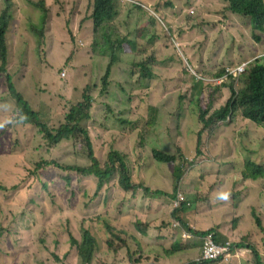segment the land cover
I'll list each match as a JSON object with an SVG mask.
<instances>
[{"label": "trees", "instance_id": "16d2710c", "mask_svg": "<svg viewBox=\"0 0 264 264\" xmlns=\"http://www.w3.org/2000/svg\"><path fill=\"white\" fill-rule=\"evenodd\" d=\"M192 0H183L185 5H190ZM236 0H224L227 4V10L235 12L234 4ZM257 3L258 0H248ZM260 7L264 10V0ZM49 5L39 7L38 15L41 20L39 27L31 25L34 36L39 40L38 49L42 54H46L49 48V38L46 36L47 29L56 19V14L51 15ZM90 19L93 21V35L87 47H89L88 63L78 64L73 72H69L67 61L62 64H53L48 59V66L42 71L33 70L27 73L19 82L20 87L14 84V77L5 73L7 49L6 39L12 22V14L7 8L0 11V76L3 77V83L14 101L13 115L11 116L12 125L5 128L8 137L12 135V129L17 130V138L12 145L6 143L1 155H10L18 142L20 134L31 132L32 138L39 139L34 151L32 167L23 169V175L19 180H13L14 183L3 185L0 182V264H4L3 252L9 249H15L16 244L26 245V233L16 240L15 232L11 235L10 227L15 223V216L11 208L22 202L20 195L32 187L36 191H43L42 197L50 207L57 205L58 195L50 187L51 179H58L64 184L74 179L76 183L89 181L91 187L86 188L81 184L77 185L78 192L83 197V203L78 209L83 208L86 213L87 224L79 231L82 235V241L78 245L70 235L66 234V227L58 224L46 217L44 211L37 215L31 213V217L38 222L31 227L32 233L40 234L38 243H33L26 251L24 264H49V258L58 256V239L69 240L72 246L78 249V257L82 264H91L95 261L97 264H145L151 260V257L145 253L140 258H122L112 260L109 256H98L100 253L99 245L104 241L107 229L111 224V213L119 211L125 206L131 205L137 200L138 189L147 198L153 195H167L159 191H154L155 187H161L168 181L164 178V172L171 168L173 183H177L183 171V163L174 154L161 150L164 142H159L157 138L152 142L150 150H146L149 145V139L142 136L141 131H146V127H139L146 115L135 111L132 107L139 106L143 111H154L159 116L155 123L162 128L151 129L152 134L162 133L166 138L171 132L169 125L171 118L162 114V105L166 102L161 94H149L148 88L155 86V79H162L164 86H169V79L161 76L158 72L155 62L148 60L138 61L129 59L125 56L122 45L126 42V18L122 10L118 7L117 0H93L89 8ZM51 15V16H50ZM185 17L179 18V21L186 22ZM121 18V19H120ZM175 16L171 13L165 16H157L154 20L156 28H168L174 21ZM70 26V22L64 19V27ZM252 29L264 34V23H251ZM68 30L70 42L75 40L71 29ZM178 31H182L177 27ZM169 37V32H164ZM100 40V43H99ZM173 43L172 39L170 38ZM63 42V41H62ZM264 50V48H263ZM69 56L75 59L76 53L71 49ZM104 65V66H103ZM65 76L61 77V73ZM251 76L252 99H258L264 111V67H255L249 69ZM80 76L79 85L73 81L72 77ZM248 78H250L248 76ZM27 90L33 98V105H30L22 96L21 91ZM4 91V90H3ZM2 91V92H3ZM2 103H0V107ZM39 107V109H38ZM234 111L233 113H236ZM3 110L0 108V115ZM239 116L248 119L257 125L263 122V118L258 114L248 110H240ZM48 115L45 120L42 116ZM111 115H117L128 123L136 137V147L139 149L138 161L129 170L125 163V157L118 151L109 150L106 142V124ZM52 119H55L52 120ZM201 122H205L201 119ZM189 128L182 126L175 128L174 134L183 139L188 138ZM102 155L106 156V161H97L93 154V144ZM200 144V132L198 133L197 146ZM25 145V144H24ZM22 146V145H21ZM133 146V150H134ZM196 152L199 153L197 147ZM13 155V154H12ZM24 165H22L23 168ZM250 170L255 173V189L257 196H263L264 200V167L263 164L257 166L251 165ZM2 171V172H1ZM5 175V167L0 168V177ZM146 175L150 185L144 180ZM111 178H116L119 185L108 186L106 191H101L103 185ZM2 178L0 179V181ZM17 188L12 196L10 193ZM198 196L180 207L175 212L193 211L197 216L202 215V208L205 202L215 199L214 194H206L202 186H197ZM19 195V197H18ZM17 196V197H16ZM39 194L31 196L27 203L38 206L37 198ZM13 200L9 205L8 202ZM81 200V199H80ZM16 208H20L17 206ZM25 228H30L28 218L22 219ZM255 229L261 230L262 221L260 218L254 219ZM196 230L192 231L199 244L204 235L211 231L216 233L217 228L212 225H198ZM96 237L90 232L93 229ZM235 230V229H234ZM233 231V229H232ZM43 234V236H42ZM50 241H47V238ZM215 240L224 244L230 240L228 237L218 238L215 234ZM250 246L254 258L259 261L258 253ZM194 249V247H192ZM200 252V251H199ZM199 255V253L197 254ZM195 258V256H194ZM196 258H198L196 256ZM197 260V259H196ZM15 264V262H12ZM152 264H159L153 259ZM167 264V263H161ZM187 264H198L195 259H191ZM201 264H207L203 262Z\"/></svg>", "mask_w": 264, "mask_h": 264}, {"label": "rangeland", "instance_id": "374dc122", "mask_svg": "<svg viewBox=\"0 0 264 264\" xmlns=\"http://www.w3.org/2000/svg\"><path fill=\"white\" fill-rule=\"evenodd\" d=\"M29 2L30 0H0V11L5 8H10L13 16L7 34L9 52L5 73L14 77V84L16 87H20L19 82L27 73H31L33 70L40 72L45 69L49 65L47 59L56 65L62 64L66 60L69 72H73L77 65L71 66V61L73 60L72 57L69 56L71 49L76 53L74 59L75 63L82 64L89 62L88 57H83V55H89V47H87L89 43V34L87 32L89 27H84L82 23L89 14L90 0H49L51 3V15L56 14L58 18L52 22V25H50V28L46 31V36L49 38V48L46 54H42L38 49L37 44H40V42L31 30V25L39 27L41 25V20L37 8L31 6ZM141 2L145 5L148 3L147 0H141ZM153 8L158 12V16H165L168 13L175 16L174 21L168 28H156L155 19H152L146 13L129 5L120 7V10H122L127 20L125 25L126 40H134L136 45L134 51H131L130 45H128L126 41L123 43V51L125 56L129 59L136 60V62L145 60L155 62L161 76L169 79L168 87L164 86L162 79H155L154 83L156 85L147 90L149 94H161L166 100L162 105V114L171 118L169 125L172 127V132L166 138L162 136V133L152 134L150 131L151 129L156 130L157 128H162L161 125L155 123L159 115L154 113V111L145 112L139 106H136V108L138 110L137 112L146 115L143 123L139 127H146L149 125L146 131H141L142 136L149 139V145L146 146V150H150L152 142L157 138L159 142L163 141L164 145L168 144L170 151L175 153L181 160L184 155L175 144L179 143L184 150L192 151V147H188L187 145V140L200 128L199 113L201 111H212L214 108H217L224 102V98H226L228 94H224L219 87L206 88L204 91L205 95L198 101L196 97L200 86L197 85L195 80L185 71L174 44H183L187 53L195 59V63L198 65L200 61L199 56L202 50H205L207 52V59L206 61H200V64L205 63L206 66H199L203 68L204 74L212 77L221 72L225 66L232 65L236 60L240 61L243 57L242 48L248 47L251 40L248 37V26L244 23L239 24V28L236 30L223 32L218 25L223 24V21L207 24L201 21V17L210 18L213 14H222L221 0H192L190 5H185L183 0H153ZM190 11L193 13H189ZM187 14L189 17L186 18V22L182 24L179 18L185 17ZM64 19L70 22L68 28L64 27ZM79 20H81L80 23ZM71 26L73 27L75 37L72 43L70 42L67 30H72ZM177 27L182 31H178ZM166 30L169 32V37L164 35ZM236 69L235 66L231 68L230 75L227 76L225 80L229 81L231 84L235 82L234 87L238 89L245 83V77L242 76L239 80L238 78L236 79ZM72 79L79 85L80 76L72 77ZM3 80L1 75L0 103L6 104V113L10 115V124L2 125L5 129L13 124L11 116L13 115L12 110L14 101L7 90L6 84L3 83ZM21 93L24 99L27 100L30 105H33L34 96H31L27 90L21 91ZM42 118L47 120L48 115L42 116ZM109 119L113 121V125H119V120L116 118V115H111ZM52 120L55 121V119ZM182 126H187L190 130L187 139L179 138L174 134L175 128H180ZM260 129L263 130V133L254 132L256 131L255 127L244 121L238 113H235L232 120L229 122L220 125H210L207 140L227 143L229 146H233L238 154H247V152H250L254 157L258 158L256 162L259 165L263 164L264 167V128ZM11 132L12 135L10 137H8L7 133L0 134V153L3 151V147L6 143L12 145L15 143L17 130L12 129ZM251 132L254 133L252 134ZM32 137L31 132L23 131L18 138L17 144L13 146H18L12 151L13 155L0 156V168L3 166L5 167V175L0 177V179L2 178L0 181L1 184L7 186L14 183L13 180H19L21 175H23V169L32 167L34 158L36 157L34 148L39 142V139ZM135 141L136 138L134 140L135 147L133 156L129 162L130 166L138 161L139 149L136 147ZM191 142L195 144V138H192ZM157 150L161 149L158 148ZM190 155L193 156L194 153L191 152ZM249 159L254 161L252 158ZM22 165H24L23 168ZM144 180L148 184L146 175L144 176ZM80 184L86 188L91 187L89 181L78 184L72 179L62 184L60 180L52 178L50 187L53 189V192L58 195L57 205L54 208L50 207L42 198L44 197V192L36 191L33 187L24 192L27 193L28 196L25 199L26 202L17 205L20 208H16L17 206L11 208V212L15 215L7 219L10 220L15 218V223L7 226L12 228L11 235L15 231L22 229L24 233H26L25 238H23V240L27 242L26 245H15V257L19 261V264H24L27 249L33 243L37 244L40 237V234H36L35 236L32 233L31 227L33 224H37L39 228L41 227L38 222L31 217L30 212L40 215V212L44 211L48 219L58 224H63L66 227V234L74 235L79 238V231L82 228V218L85 213L83 208L78 209L83 203V197L76 187ZM14 190V192L10 193L9 198L17 192V188ZM181 191L185 197L189 198L188 194L190 191ZM36 194L41 196L37 198L38 206L29 205L27 203L28 199ZM194 196L198 195L196 193L190 195L191 200ZM167 213V211H164L158 214L156 219L157 224H165L168 220ZM238 215L240 216L239 220H232L228 217V213L224 212L220 215L219 220L222 223L224 222L227 226L232 225L235 227L234 235L231 237L233 241L245 245H252L254 246V250L257 249L264 254V215L260 216L262 221L261 229L263 231L254 229L256 226L249 208L240 211ZM110 216L111 224L106 231L104 241L99 245L100 253H98V256H109L112 260H120L121 258L120 255H117V250H119L121 246L117 242L121 239V235H119V231L116 229V227H120L119 221L116 218V211H113ZM24 218H28L31 222L29 224L30 228H25L26 226L22 220ZM203 221L209 225V220ZM111 225L116 227L112 228ZM166 225L167 224H165V226ZM198 227L196 228L198 229ZM200 228L202 229L203 227ZM23 234L17 237L16 240L20 239ZM50 240L51 239L48 237L47 241ZM177 242H179V239L173 241V239L169 240L167 237L158 236L152 247L158 250L163 255V259L169 264H183L191 259H197V247L191 244L181 249V254L167 257L165 251L169 247L172 248L174 244L177 245ZM57 245L55 251H58V255L62 259L57 261L55 258H49V264H81L76 256L75 248L69 246L67 240L58 239ZM124 246H127L126 243H124ZM192 247H194V249H192ZM124 258H127L126 255H124ZM249 258L253 260V253L249 254ZM241 259L244 260L245 258L242 257ZM160 260L159 258V261ZM6 261L8 262L9 260L7 259ZM92 264L97 263L92 261ZM262 264H264V262Z\"/></svg>", "mask_w": 264, "mask_h": 264}, {"label": "clouds", "instance_id": "9594fccd", "mask_svg": "<svg viewBox=\"0 0 264 264\" xmlns=\"http://www.w3.org/2000/svg\"><path fill=\"white\" fill-rule=\"evenodd\" d=\"M221 1L222 14H213L210 18L201 17V21L205 24L223 21V24H218L223 32L236 30L239 28V24L244 23L248 26V37L251 40V43L248 47L242 48L243 57L240 61L236 60L232 65L225 66L221 72L212 77L204 74L203 68L200 67L206 66L205 63L200 64V61H206L207 59V52L205 50H202L199 56V66L195 63V59L187 53L183 44H174L185 71L195 80L197 85L200 86L196 97L198 101L205 95V89L211 87H219L222 92L228 94V96L224 98V102L220 106L214 108L212 111L210 110L211 112L201 111L199 113L198 118L200 121V128L190 139L187 140V145L188 147H192V151L184 150L179 143L175 144L184 155L181 160L175 153L170 151L168 144H165L162 148L159 147L163 151L174 154L179 160V163H183V171L177 183L172 182L174 179L172 177V170L169 168L164 172V178L168 181L167 184L154 188V191L166 193L167 195H153L150 199L142 193L141 189H138L139 193H137V200L128 207L125 206L116 212V218L119 221L120 227L117 228L113 225H111V227H116L117 231H119V235H121V239L117 242L121 246V248L117 250V255H120L121 259L124 258V255L130 258H140L147 253L151 257V260L145 264H152L153 259H156L159 264L164 262L167 263L163 259V255L152 247L158 236H164L169 240L173 239V241L179 239L177 245L174 244L172 248H167L165 251L167 257L181 254L180 250L186 245L191 244L196 245L197 247L199 255L197 260L195 259V262L198 264L203 262H207V264H262L264 262L263 253L256 249L255 251L259 255V261L255 258L251 260V258H249V254L252 253L250 245L235 242L231 239L234 235L233 233L235 229L232 225V236L228 237L230 240L226 241L224 244L218 243L215 240V234L218 238H223L219 237L217 232H207L199 244L196 242V237L192 234V231L196 230L197 225L195 223L206 226L212 225L211 220L213 217L217 216V213L223 214L226 212L228 213V217L232 220H239L240 216L238 213L245 208L250 209V214L253 220L264 215L263 196L260 197L256 195V170L253 172L250 170L251 165L259 166L256 162L258 158L254 157L250 152H247V154H238L234 147L229 146L227 143L207 140L210 125H220L231 121L235 115V113H233L234 111H237L236 113H238L240 110H248L252 113L258 114L259 117L263 118V122L260 125H257L248 119H242L254 126L256 129L254 132L256 133H263V130L260 128H264V111L262 104H260L258 99L251 98L252 84L251 76L248 73L249 69L261 66L264 67V34L260 31L253 30L251 26V23L253 22L264 23V10L260 7L261 1L258 0L257 3H254L249 2L248 0H236L234 4L235 12L233 13L227 10V4L224 0ZM147 2V5H145L141 0H117L119 8L124 5H129L146 13L152 19H155L158 16V12L153 8V0H147ZM29 3L34 8H37L38 12L40 11L39 7L50 4L49 0H30ZM90 3H93V0H90ZM7 9L12 14L10 8ZM49 10L51 12V9ZM189 13L193 12L190 11ZM90 15L91 14H88L87 18L82 23L84 27H89V30L87 31L89 34L88 42L94 34L93 21L90 19ZM80 21L81 20H79V23ZM71 32L74 36L73 27ZM126 41L128 45H130L131 51H134L136 46L134 40ZM5 43L8 56L9 49L7 39ZM74 65L78 64L72 60L71 66ZM233 65L237 68L235 72L236 79L238 78L239 80L242 76L245 77V83L238 89L234 87L235 82L231 84L229 81L225 80L226 77L230 75V69L234 67ZM60 76L64 77L65 73H61ZM248 76L250 78H248ZM0 108L3 110V113L0 115V134H5L6 131L2 125L10 124V115L6 113L7 108L5 103H2ZM132 108L135 111H138L136 106H133ZM201 119L205 124L201 122ZM118 120V126L113 125V121L110 119L108 120L106 124L105 138L109 150L118 151L125 157V163L129 170L135 165L130 166L129 162L133 156V146L136 137L128 123H126L121 117L118 118ZM199 132L200 144L197 146ZM192 138H195V144H192ZM91 142L93 144V154L97 161H106L107 155H102L101 152H98L94 141L91 140ZM197 147L199 153L196 152ZM191 152L194 153L193 156L190 155ZM249 158L254 159V161ZM113 184L119 185V181L116 178H111L103 185L101 191H106L108 186ZM147 185H150L149 182ZM198 185L202 186V190L206 192V194H214L216 197L212 201L204 203L202 215L197 216L193 211H188L186 213L175 212L179 210L181 206L188 204V202L191 201L190 195H194L195 193L198 195ZM181 190H185L186 192L190 191L188 194L189 198L185 197ZM14 191L15 190L12 192ZM27 196V193L21 194L20 197L22 198V202L17 205L26 202L25 199ZM12 201L13 200L9 201L8 205ZM164 211L168 212V220L165 222V224H167L166 226L165 224H157L156 222L158 214ZM203 220H209V225ZM86 224V213H84L82 227ZM92 227L93 229L90 234L95 238L94 225H92ZM167 228L170 230V234H156L157 231ZM23 233V229L16 231L14 238L16 239L17 237H20ZM70 236L73 237L78 245L81 243L82 235H80L79 238L74 235ZM67 241L69 246L75 248L76 256L80 260L77 247L72 246L69 240ZM124 243H126L127 246H124ZM3 255L4 264H12L13 261L15 264H19V261L15 257V249H9L7 252H4ZM242 257L245 259L242 260ZM159 258L161 259L160 261ZM7 259L9 260L8 262L6 261ZM55 259L60 261L62 258L58 255ZM187 262L188 261L183 264H187ZM80 263L82 264L81 260Z\"/></svg>", "mask_w": 264, "mask_h": 264}, {"label": "crops", "instance_id": "0c3cea01", "mask_svg": "<svg viewBox=\"0 0 264 264\" xmlns=\"http://www.w3.org/2000/svg\"><path fill=\"white\" fill-rule=\"evenodd\" d=\"M220 213H217V216L212 218V226L217 228L216 232L219 237H231L232 236V227L227 226L220 222L219 217ZM157 235H167L170 234V230L167 229H162L161 231H157Z\"/></svg>", "mask_w": 264, "mask_h": 264}]
</instances>
